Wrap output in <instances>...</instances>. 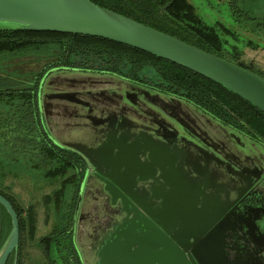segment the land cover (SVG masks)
Listing matches in <instances>:
<instances>
[{
  "label": "flooded vegetation",
  "instance_id": "obj_1",
  "mask_svg": "<svg viewBox=\"0 0 264 264\" xmlns=\"http://www.w3.org/2000/svg\"><path fill=\"white\" fill-rule=\"evenodd\" d=\"M241 33L240 49L252 50L244 46L249 40L246 29ZM141 79L89 65L41 68L29 81L19 80L34 90L37 118L52 146L69 152L64 145L94 149L109 136L129 147V168L137 163V174L120 177L111 172L119 188L84 171L76 155L80 181L69 191L71 223L54 252L65 249L63 264H98L101 246L115 233L123 239L122 231L132 225L135 234L142 230L148 240L169 238L146 211L139 213L129 201L132 196L148 213L174 216L178 260L264 264V140L242 123L235 126L214 117L183 96ZM135 141L143 151L139 163L130 160L138 148ZM99 168L110 174L108 167ZM188 211L197 216L183 218ZM186 222L196 240L191 236V247L184 251L181 232ZM199 244L202 248L192 253Z\"/></svg>",
  "mask_w": 264,
  "mask_h": 264
},
{
  "label": "trees",
  "instance_id": "obj_2",
  "mask_svg": "<svg viewBox=\"0 0 264 264\" xmlns=\"http://www.w3.org/2000/svg\"><path fill=\"white\" fill-rule=\"evenodd\" d=\"M90 1L264 78L254 69L252 62H244L242 59L243 51L239 46L242 40L239 37L245 28L236 23L241 19L255 21L254 28L250 30L252 33L259 31L260 34V29L264 28V18L256 20L255 17H250L247 12L238 8L239 0H225L231 14L238 17L232 19L233 24L230 22L228 10V20L224 17L211 23L203 20L191 0H174L162 11L159 7L170 0ZM244 46L252 50L259 48V45L250 39ZM26 52L44 53L48 56L49 60L42 68L90 65L118 71L131 78H142V81L152 82L183 96L214 117L224 118V121L235 126L242 123V126L264 140V114L252 105L199 74L134 47L88 35L16 29L0 25V56ZM19 80L21 79L14 76L5 77V73L0 74V103L11 105L8 111L0 113V128L5 131L0 134V137L4 136L2 146L11 153H16L20 146L21 154H29L39 168L45 169V177L64 179L53 195L55 226L46 235L36 237L37 218L34 207L22 205L7 191V187L0 186V195L10 202L17 214L19 240L16 264H28L27 248L34 242L37 243L44 259L42 264H57L53 251L61 245L60 240L65 237L71 223L72 205L69 191L75 190L80 181V173L77 171L80 163L74 153L52 146L37 118L38 106L32 94L34 90L25 87ZM71 170L73 173L69 176L68 172ZM9 230L10 218L0 205V245ZM12 261L13 254L5 264H12Z\"/></svg>",
  "mask_w": 264,
  "mask_h": 264
},
{
  "label": "water",
  "instance_id": "obj_3",
  "mask_svg": "<svg viewBox=\"0 0 264 264\" xmlns=\"http://www.w3.org/2000/svg\"><path fill=\"white\" fill-rule=\"evenodd\" d=\"M172 1L174 0L159 7V10L162 11ZM0 25H8L16 29L88 35L134 47L219 84L264 114L263 77L129 17L98 6L90 0H0ZM124 144V141L121 143L111 141L108 136L94 149L78 145L64 146L79 157L83 162L84 171L98 174L105 183H114L120 188V182L111 175V172L120 177H127L130 173L137 174V163L131 164L129 168L127 162L130 158L129 147ZM139 144L140 141H135L134 146L138 148H135L130 159L138 163L141 160L139 154H143ZM100 165L108 167L110 174L101 171ZM121 189L126 196H129L126 189ZM128 198L139 213L144 210L150 218L158 222L170 235V239L158 235L157 239L152 236L148 240L142 230L135 234L133 225L126 227L122 231L123 239L115 233L113 239L101 246L98 264H186L184 259L178 260L181 254L174 242L175 230L171 221L174 216L166 213L162 216L158 210L148 213L140 199L132 196ZM0 205L10 218V230L0 245V264H5L11 254H13L12 264H16L19 240L17 214L10 202L2 195H0ZM184 209L187 208L184 206ZM182 216L187 220L188 218L193 220L197 214L192 215L188 211L187 215L182 214ZM191 233L186 222L181 232L183 241L181 245L184 251L191 247L188 242L191 236L194 239ZM201 248V244L193 246L191 252L195 253L196 249Z\"/></svg>",
  "mask_w": 264,
  "mask_h": 264
},
{
  "label": "rangeland",
  "instance_id": "obj_4",
  "mask_svg": "<svg viewBox=\"0 0 264 264\" xmlns=\"http://www.w3.org/2000/svg\"><path fill=\"white\" fill-rule=\"evenodd\" d=\"M191 1L197 8V13L203 20L209 23L221 17L228 20L226 18L228 11L230 13L229 19L231 24H233V18H238L236 15L231 14L225 0ZM237 6L239 9L247 12L250 17H255L256 20H262L264 18V0H239ZM254 22L249 19H241L236 22L248 31L244 35L245 39L253 40L260 47L257 50L243 49L242 59L246 62L251 60L254 69L258 70L264 76V28L260 29L261 33L259 34L256 26L255 30L257 32L252 33L250 29L254 28ZM47 58L49 57L44 53L34 54L33 52L2 55L0 56V74L5 73V77L14 76L21 80H29L49 60ZM10 107L11 105L1 102L0 113L8 111ZM0 131V134H4L5 132L1 128ZM3 137H0V186L7 187V191L22 205H32L34 207L37 218L36 237L44 236L55 226L54 214L56 210L54 209L53 195L55 190L60 188L61 182L64 179L60 177H45V169L39 168L29 154H21L19 145L16 153L14 152L15 154L9 150L7 151L2 146ZM6 138L4 139L7 140L8 138ZM68 173L70 176L71 172L69 171ZM68 173L66 174L68 175ZM64 250H61L62 254ZM27 252L29 254L27 259L28 264H42L44 262L36 242L28 246ZM61 252L57 253L53 251V254L57 257H55L57 264H63Z\"/></svg>",
  "mask_w": 264,
  "mask_h": 264
}]
</instances>
